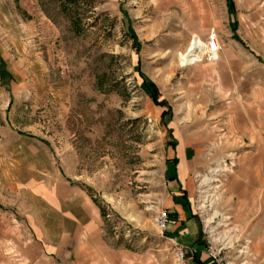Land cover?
<instances>
[{"label":"rangeland","instance_id":"374dc122","mask_svg":"<svg viewBox=\"0 0 264 264\" xmlns=\"http://www.w3.org/2000/svg\"><path fill=\"white\" fill-rule=\"evenodd\" d=\"M233 1L0 0V263H181L156 217L184 139L206 244L264 263V0ZM211 29L218 58L184 63Z\"/></svg>","mask_w":264,"mask_h":264},{"label":"crops","instance_id":"0c3cea01","mask_svg":"<svg viewBox=\"0 0 264 264\" xmlns=\"http://www.w3.org/2000/svg\"><path fill=\"white\" fill-rule=\"evenodd\" d=\"M228 55H221L218 68L219 77H225L227 72H231L228 64L231 63V59ZM216 70L214 73H217ZM191 77L197 79L200 76V72L197 69L190 71ZM217 78V75H213ZM229 87H231L229 85ZM228 90V88H226ZM233 89L232 87L229 88ZM229 103H231L229 101ZM226 104H222L220 107H226ZM195 107V106H194ZM229 107H236L230 106ZM184 141L179 144L180 148H177V153H170L166 156L164 161L165 176L167 180V197L165 200V208L168 211V222L165 228V236L168 239L174 241L176 246L189 245L192 248V252L187 253L185 259L181 263L177 264H214L206 251V241L201 233V226L197 219L196 212L191 207L192 200V182L189 176V164L186 166L181 156L193 157L194 152L190 147L184 146ZM179 158V159H178ZM173 159H175V166L173 165ZM193 165V164H192ZM175 174V178L170 179ZM264 245V244H263ZM102 251L107 255L108 263L99 264H140L127 263L124 261V250H111L107 249V246L102 248ZM115 259V260H114ZM0 264H19V263H0ZM20 264H77V263H20ZM84 264V263H81ZM264 264V263H256Z\"/></svg>","mask_w":264,"mask_h":264},{"label":"built area","instance_id":"2783aa9c","mask_svg":"<svg viewBox=\"0 0 264 264\" xmlns=\"http://www.w3.org/2000/svg\"><path fill=\"white\" fill-rule=\"evenodd\" d=\"M189 48L191 49L189 52L190 56L195 57L186 63H193L201 58L206 61H215L218 58L220 49L216 31L211 29L204 41L198 38L192 39ZM156 222L162 230L166 228L168 222V211L166 208H162L158 212ZM207 243L206 251L214 264H231L222 252L223 246H213L208 240ZM189 252H192V248L189 245L175 247V254L180 261H183Z\"/></svg>","mask_w":264,"mask_h":264},{"label":"trees","instance_id":"16d2710c","mask_svg":"<svg viewBox=\"0 0 264 264\" xmlns=\"http://www.w3.org/2000/svg\"><path fill=\"white\" fill-rule=\"evenodd\" d=\"M226 1V6L228 8V12L231 16H235L236 15V10H235V6H234V1L233 0H225ZM236 19H234L232 22H231V29H232V32H233V38H235L237 41H239L242 45H244V42L242 41V39L240 38V36L236 33ZM127 32L130 36V38L132 39L133 43L136 44L138 43V39H137V36H136V33L134 31V29L128 24L127 25ZM259 60H261L259 57H258ZM11 79V75L10 73L7 71V69L5 68V64L4 62L1 60L0 61V80L2 83H5V84H8L9 80ZM142 83L144 85V87L146 88V90L148 91V94L150 96V98L152 99V101L156 104H159V105H165L166 102L165 101H158V97H159V91L155 85V83L153 81H150V80H146L144 77L142 79ZM169 111L167 109L163 110L162 113H161V117L164 119V117L166 116V114L168 113ZM23 135H26V136H33V135H30L29 133H25V132H21ZM174 144V143H173ZM173 165L175 166V159H173ZM175 178V174L170 177V179H173ZM102 214H104V212L102 211ZM164 232H165V229H164Z\"/></svg>","mask_w":264,"mask_h":264},{"label":"bare ground","instance_id":"6f19581e","mask_svg":"<svg viewBox=\"0 0 264 264\" xmlns=\"http://www.w3.org/2000/svg\"><path fill=\"white\" fill-rule=\"evenodd\" d=\"M190 50H191V49H190ZM190 50H189V52H190ZM193 57H195V56H190V53H188V54L186 55L185 60H186V59L189 60V59H191V58H193ZM188 60H187V61H188ZM187 61H185L184 63H186Z\"/></svg>","mask_w":264,"mask_h":264}]
</instances>
